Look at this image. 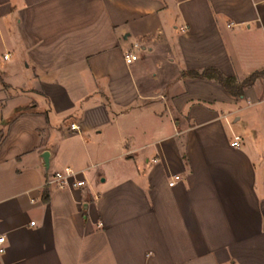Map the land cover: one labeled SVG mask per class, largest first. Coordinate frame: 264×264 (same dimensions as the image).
<instances>
[{"label": "crops", "instance_id": "1", "mask_svg": "<svg viewBox=\"0 0 264 264\" xmlns=\"http://www.w3.org/2000/svg\"><path fill=\"white\" fill-rule=\"evenodd\" d=\"M0 235V264H264V0H0Z\"/></svg>", "mask_w": 264, "mask_h": 264}, {"label": "built area", "instance_id": "2", "mask_svg": "<svg viewBox=\"0 0 264 264\" xmlns=\"http://www.w3.org/2000/svg\"><path fill=\"white\" fill-rule=\"evenodd\" d=\"M133 47L138 48V45L135 44ZM135 60H137V56L135 54L127 53L124 56V61L127 64H130ZM70 128L76 129V126L74 124H71ZM239 139L240 138L238 136H234L233 141L231 142V146H237ZM75 177H76V173L73 170H71L70 168H65L64 170L57 171L54 174H52L51 177H49L45 183L46 185L54 184L59 188H64L69 186L70 181L75 180ZM176 179H178V177L175 176L174 180L169 182V185L172 186L175 183ZM73 185L78 187L81 186L82 184L81 182L77 181L73 183ZM3 243H4V237L0 235V253L4 251Z\"/></svg>", "mask_w": 264, "mask_h": 264}, {"label": "trees", "instance_id": "3", "mask_svg": "<svg viewBox=\"0 0 264 264\" xmlns=\"http://www.w3.org/2000/svg\"><path fill=\"white\" fill-rule=\"evenodd\" d=\"M192 77H205L208 79H214L219 85L227 90L233 96H239L242 94V89L246 86H250L258 77L261 72H254L250 74L243 82L236 83L232 77H224L215 69H206L202 73L189 72Z\"/></svg>", "mask_w": 264, "mask_h": 264}, {"label": "water", "instance_id": "4", "mask_svg": "<svg viewBox=\"0 0 264 264\" xmlns=\"http://www.w3.org/2000/svg\"><path fill=\"white\" fill-rule=\"evenodd\" d=\"M42 158H43V161H44V163H45V166L47 167L48 154H47V153H44L43 156H42Z\"/></svg>", "mask_w": 264, "mask_h": 264}]
</instances>
